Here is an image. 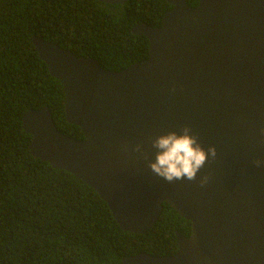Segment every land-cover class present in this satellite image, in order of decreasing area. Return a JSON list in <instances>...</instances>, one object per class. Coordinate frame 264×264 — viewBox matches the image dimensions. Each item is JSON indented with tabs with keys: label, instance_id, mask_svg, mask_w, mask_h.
<instances>
[{
	"label": "water",
	"instance_id": "water-1",
	"mask_svg": "<svg viewBox=\"0 0 264 264\" xmlns=\"http://www.w3.org/2000/svg\"><path fill=\"white\" fill-rule=\"evenodd\" d=\"M165 1L172 8L160 27L131 30L147 38L148 59L118 73L31 37L62 85L66 121L84 136L59 132L47 107L31 110L22 117L30 154L95 187L124 231L144 233L163 202L190 221L189 237L175 232V255L139 253L119 264H264V166L253 163L264 160V0ZM162 120L171 131L190 126L205 150L216 148L195 180L170 183L148 168Z\"/></svg>",
	"mask_w": 264,
	"mask_h": 264
},
{
	"label": "trees",
	"instance_id": "trees-1",
	"mask_svg": "<svg viewBox=\"0 0 264 264\" xmlns=\"http://www.w3.org/2000/svg\"><path fill=\"white\" fill-rule=\"evenodd\" d=\"M186 2L194 8L198 0ZM171 8L165 0H0V264H119L139 253L172 256L175 232L189 237V220L165 202L144 233L122 230L89 184L30 154L22 127L25 113L47 107L59 132L82 137L31 37L118 73L148 59L147 38L132 28L160 27Z\"/></svg>",
	"mask_w": 264,
	"mask_h": 264
},
{
	"label": "clouds",
	"instance_id": "clouds-1",
	"mask_svg": "<svg viewBox=\"0 0 264 264\" xmlns=\"http://www.w3.org/2000/svg\"><path fill=\"white\" fill-rule=\"evenodd\" d=\"M170 129L171 126L163 120L158 123V126L155 125L153 136L155 132L157 136L154 139L152 136L150 141L151 148L155 149L154 159L148 161V168L156 176L170 183L181 179L193 181L206 160L209 157H216V148L210 145L205 150L198 142V138L192 132L190 126L181 127L179 132ZM135 150L143 154V148L140 144L136 145ZM253 163L258 167L264 166V160L257 159ZM98 168H100V165ZM206 181L207 176H203L199 182L203 185ZM91 187L100 196L95 187Z\"/></svg>",
	"mask_w": 264,
	"mask_h": 264
},
{
	"label": "bare ground",
	"instance_id": "bare-ground-1",
	"mask_svg": "<svg viewBox=\"0 0 264 264\" xmlns=\"http://www.w3.org/2000/svg\"><path fill=\"white\" fill-rule=\"evenodd\" d=\"M124 4V3H123ZM76 99H77V101H80L81 103H80V106H82V104H83V106H82V109H84V102L81 100V98L79 97V96H76ZM157 135H156V132L154 133V136H153V139L156 137ZM87 150L89 151V153H90V162H91V160H92V153H93V151H94V147L92 146V145H87ZM101 159H100V156H99V154H96V167H99V165L101 164Z\"/></svg>",
	"mask_w": 264,
	"mask_h": 264
}]
</instances>
